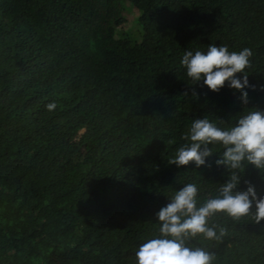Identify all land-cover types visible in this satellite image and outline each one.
Instances as JSON below:
<instances>
[{"label":"trees","instance_id":"obj_1","mask_svg":"<svg viewBox=\"0 0 264 264\" xmlns=\"http://www.w3.org/2000/svg\"><path fill=\"white\" fill-rule=\"evenodd\" d=\"M126 2L140 41L126 36ZM129 28V27H128ZM252 50L247 103L192 84L185 51ZM243 78L244 73L236 74ZM57 107L49 111L48 103ZM264 110V0H0V264H136L159 209L185 184L198 204L231 173L169 161L195 119L221 128ZM264 197V171L237 170ZM254 211V209H253ZM213 264H264V221L217 213Z\"/></svg>","mask_w":264,"mask_h":264},{"label":"clouds","instance_id":"obj_2","mask_svg":"<svg viewBox=\"0 0 264 264\" xmlns=\"http://www.w3.org/2000/svg\"><path fill=\"white\" fill-rule=\"evenodd\" d=\"M250 48L230 51L226 45H208L207 51H185L180 64L186 69L192 84L203 80L212 91L219 92L229 82V87L242 92L247 103L249 85L246 70L251 68ZM244 73L243 78L236 74ZM49 111L57 107L53 101L46 105ZM189 141L178 147L170 164L177 167L191 162L196 168L207 165L212 156L211 144H222L223 152L215 163L231 173L229 179L218 188L219 195L198 204V188L194 183L185 184L169 199V203L156 213L160 223L159 235L148 238L135 252L136 264H213L214 254L202 247H189L187 241L197 236L207 240H219L225 229L209 226L208 219L217 213H225L234 219L251 215L255 223L264 221V197L258 195L255 185L247 181V187L239 190L237 170L250 164L264 171V110H250L239 116L229 128H221L207 117L195 119L184 134ZM211 166V165H207ZM254 209V211H253Z\"/></svg>","mask_w":264,"mask_h":264},{"label":"rangeland","instance_id":"obj_3","mask_svg":"<svg viewBox=\"0 0 264 264\" xmlns=\"http://www.w3.org/2000/svg\"><path fill=\"white\" fill-rule=\"evenodd\" d=\"M125 4H126V6H124L125 16L127 19L125 23V27H127L125 34L129 39L135 40L138 42L141 39V32H140L141 30L139 29L137 25V21H136L139 15V12L136 9H134L129 2H126Z\"/></svg>","mask_w":264,"mask_h":264}]
</instances>
